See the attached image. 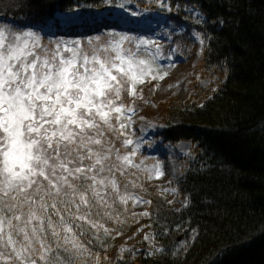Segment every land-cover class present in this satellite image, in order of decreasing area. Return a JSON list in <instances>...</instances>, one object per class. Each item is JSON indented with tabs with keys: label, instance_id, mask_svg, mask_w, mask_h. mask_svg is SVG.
<instances>
[{
	"label": "snow or ice",
	"instance_id": "obj_1",
	"mask_svg": "<svg viewBox=\"0 0 264 264\" xmlns=\"http://www.w3.org/2000/svg\"><path fill=\"white\" fill-rule=\"evenodd\" d=\"M103 2L126 9L125 0ZM160 52L117 31L44 43L37 31L0 29V264H99L89 245L103 247L106 223L121 222L117 205L139 200L126 176L139 167L135 153L117 147L133 143L123 96L164 79Z\"/></svg>",
	"mask_w": 264,
	"mask_h": 264
},
{
	"label": "trees",
	"instance_id": "obj_2",
	"mask_svg": "<svg viewBox=\"0 0 264 264\" xmlns=\"http://www.w3.org/2000/svg\"><path fill=\"white\" fill-rule=\"evenodd\" d=\"M102 3L0 0V29L51 25L55 38L85 36L107 20L62 30L57 13L89 11ZM165 3L171 11H163L169 26L164 50L174 48L186 59L200 49L197 68L218 82L203 98L195 84L193 97L183 103H157L158 114L148 111L147 116L160 125L155 139L165 145L190 141L193 156L167 185L152 183L146 172L129 168L128 191L149 201L147 217L132 213V200L117 205L121 222L108 221L105 226L112 232L104 237L101 231L103 247L95 240L89 247L99 254V264L107 258L112 264H264V0ZM151 8H159L155 0ZM153 93L151 88L149 101L154 100ZM117 147L123 154L131 150L121 147L120 141ZM164 187L176 188L187 204L174 209L161 193ZM137 221L151 225V243L135 244L121 253L116 239L135 230Z\"/></svg>",
	"mask_w": 264,
	"mask_h": 264
},
{
	"label": "rangeland",
	"instance_id": "obj_3",
	"mask_svg": "<svg viewBox=\"0 0 264 264\" xmlns=\"http://www.w3.org/2000/svg\"><path fill=\"white\" fill-rule=\"evenodd\" d=\"M120 2L121 0H116L114 3L119 4ZM125 2L126 9L102 3L98 7L90 8L89 11L73 9L57 14L56 19L60 22L62 30L74 25L82 26L85 22L92 25L103 20L115 22L118 17H123L124 22L118 23L114 29L99 28V31H92V34H87L80 38L78 36L60 35L55 40H86L88 37L99 35L100 32L117 31L138 39L155 41L160 46L161 52L156 64L159 65V71L161 73L166 72L167 75L163 80H151L149 78L144 84L137 87L135 96L127 95V98L123 96V102L134 109V112L127 113L131 119L125 130L127 138L131 139L133 143L123 147H131L127 154L130 152L135 153L132 159L139 167L134 169L146 172L152 183L167 185L173 177L183 172V169L193 156L194 145L190 141H181L175 145H165L155 139V134L160 129V125L151 120L146 115V112L149 110L158 114L157 103L167 104L170 101L183 103L189 97H193L192 93L196 88L195 84L199 85V89H196L202 92L203 98L214 90L218 80L207 76L197 68L196 58L200 54V49L195 51V56L186 59L178 56L174 48L165 53L163 45L167 39L166 31L168 28L165 24L163 11L166 10L161 9L160 6L159 9L151 8L153 0H125ZM134 12L136 15L132 14ZM27 30L37 31L41 37L42 35H47L49 40H54L55 38L56 29L51 25ZM134 31L137 32L136 35L131 33ZM150 51L154 52L155 48L150 47ZM151 88L154 89V101L147 99ZM137 104H145V106L137 107ZM122 140L123 138H121V143ZM157 168L163 172V175L157 177ZM161 193L171 201L173 208L176 210H180L187 204V199L176 188L164 187ZM133 196L138 197L139 200H132V213H147L149 207L147 199L138 194ZM151 229V225L146 221H137L135 230L116 239V247L121 249L129 248L135 244L142 246L141 244L143 243H151ZM145 237H148V239H145ZM112 263L111 258H107L103 264Z\"/></svg>",
	"mask_w": 264,
	"mask_h": 264
},
{
	"label": "bare ground",
	"instance_id": "obj_4",
	"mask_svg": "<svg viewBox=\"0 0 264 264\" xmlns=\"http://www.w3.org/2000/svg\"><path fill=\"white\" fill-rule=\"evenodd\" d=\"M171 185V184H170Z\"/></svg>",
	"mask_w": 264,
	"mask_h": 264
}]
</instances>
